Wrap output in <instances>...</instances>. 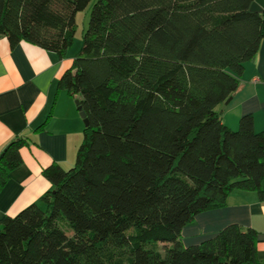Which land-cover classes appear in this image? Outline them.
I'll use <instances>...</instances> for the list:
<instances>
[{"label":"trees","instance_id":"obj_1","mask_svg":"<svg viewBox=\"0 0 264 264\" xmlns=\"http://www.w3.org/2000/svg\"><path fill=\"white\" fill-rule=\"evenodd\" d=\"M254 0H96L58 88L88 120L75 162L0 219V264H257L254 229L229 224L185 247L193 218L233 192L263 195L264 132L236 129L216 107L239 86L264 39ZM90 0H0V37L64 56ZM24 138L0 155V188ZM162 242L165 254L150 249Z\"/></svg>","mask_w":264,"mask_h":264},{"label":"crops","instance_id":"obj_2","mask_svg":"<svg viewBox=\"0 0 264 264\" xmlns=\"http://www.w3.org/2000/svg\"><path fill=\"white\" fill-rule=\"evenodd\" d=\"M70 47L61 57L25 41L11 46L0 37V155L16 138L27 142L19 149L21 164L0 188V219L15 216L33 203L42 206L43 194L53 189L43 169L52 164L67 169L75 162L84 129L74 102L80 98L58 88L60 76L80 49ZM238 82L228 103L216 107L220 120L236 129L239 118L251 114L255 130L264 132V39L245 63ZM261 181L263 195L233 192L225 205L197 214L183 227L182 244H199L227 225L238 224L257 233L255 257L257 264H264V177Z\"/></svg>","mask_w":264,"mask_h":264},{"label":"rangeland","instance_id":"obj_3","mask_svg":"<svg viewBox=\"0 0 264 264\" xmlns=\"http://www.w3.org/2000/svg\"><path fill=\"white\" fill-rule=\"evenodd\" d=\"M96 0H90V2L88 3V5L81 11L77 12L76 14V30L74 33V43L73 45H71L70 48H76L77 45H81V38L82 37V31H84V29H86L87 25H88V21H89V15L91 12V8L93 3ZM68 169V168H67ZM150 249L152 250H156L159 251L161 256L163 257L165 254V245L162 242H156V243H151L150 244Z\"/></svg>","mask_w":264,"mask_h":264},{"label":"water","instance_id":"obj_4","mask_svg":"<svg viewBox=\"0 0 264 264\" xmlns=\"http://www.w3.org/2000/svg\"><path fill=\"white\" fill-rule=\"evenodd\" d=\"M263 5H264V0H254L251 3L250 10L251 11H255V12H260L262 10V8H263ZM229 100H230V98H228L226 101H224V105H226ZM74 102H75V104L77 106V110L79 111V114H80V116H81V118L83 120V124L87 125L88 124V120L85 117L84 111L82 110L81 106L79 105V100L75 99Z\"/></svg>","mask_w":264,"mask_h":264}]
</instances>
